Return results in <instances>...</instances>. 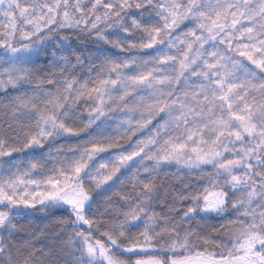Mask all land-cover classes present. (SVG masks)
<instances>
[{
	"label": "snow or ice",
	"instance_id": "snow-or-ice-1",
	"mask_svg": "<svg viewBox=\"0 0 264 264\" xmlns=\"http://www.w3.org/2000/svg\"><path fill=\"white\" fill-rule=\"evenodd\" d=\"M0 264H264V0H0Z\"/></svg>",
	"mask_w": 264,
	"mask_h": 264
},
{
	"label": "trees",
	"instance_id": "trees-1",
	"mask_svg": "<svg viewBox=\"0 0 264 264\" xmlns=\"http://www.w3.org/2000/svg\"><path fill=\"white\" fill-rule=\"evenodd\" d=\"M75 43H76V47H78L82 50L86 49V48L94 47V45H92L90 42H88L86 44H80L78 42H75ZM60 143L65 144V146H67L65 141H60ZM69 143L74 145L76 143V141H75V139H72V140H70ZM57 215H59V214H57ZM21 221L24 223L30 224L33 229L43 230L46 228L50 229L51 227H54V222L52 220H50L49 218H47L45 216V214L40 213L38 211H34V210L31 211L30 215L25 216V217H21Z\"/></svg>",
	"mask_w": 264,
	"mask_h": 264
}]
</instances>
